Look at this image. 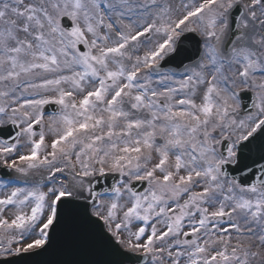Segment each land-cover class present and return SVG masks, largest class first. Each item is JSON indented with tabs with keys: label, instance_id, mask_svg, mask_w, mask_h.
<instances>
[{
	"label": "snow or ice",
	"instance_id": "obj_1",
	"mask_svg": "<svg viewBox=\"0 0 264 264\" xmlns=\"http://www.w3.org/2000/svg\"><path fill=\"white\" fill-rule=\"evenodd\" d=\"M0 130L6 261L80 198L139 264H264V0H0Z\"/></svg>",
	"mask_w": 264,
	"mask_h": 264
},
{
	"label": "water",
	"instance_id": "obj_2",
	"mask_svg": "<svg viewBox=\"0 0 264 264\" xmlns=\"http://www.w3.org/2000/svg\"><path fill=\"white\" fill-rule=\"evenodd\" d=\"M178 48L170 67L187 65L196 58L197 43L191 36L182 38ZM244 103H249L247 97ZM46 111L53 112L54 108L49 106ZM7 135L8 130H0V136ZM245 143L246 147L242 150L244 157L255 159L264 154V138L258 136L251 143ZM244 162L242 160L240 167ZM225 170L230 175H238L234 166H227ZM115 179L111 175L97 177L93 180V187L101 196L105 195V190H110ZM136 187L140 189L141 185L137 184ZM91 211V201L80 198L73 200L72 205L62 212L60 224L50 231V240L43 249L22 253L7 258V261L0 259V264H139L140 257L119 249L114 241L109 242L110 237L103 222L91 216Z\"/></svg>",
	"mask_w": 264,
	"mask_h": 264
},
{
	"label": "rangeland",
	"instance_id": "obj_3",
	"mask_svg": "<svg viewBox=\"0 0 264 264\" xmlns=\"http://www.w3.org/2000/svg\"><path fill=\"white\" fill-rule=\"evenodd\" d=\"M46 119H47V115H46V117H45ZM106 198V197H105ZM105 198H102V199H105ZM0 259H4L3 257H0Z\"/></svg>",
	"mask_w": 264,
	"mask_h": 264
},
{
	"label": "bare ground",
	"instance_id": "obj_4",
	"mask_svg": "<svg viewBox=\"0 0 264 264\" xmlns=\"http://www.w3.org/2000/svg\"><path fill=\"white\" fill-rule=\"evenodd\" d=\"M14 175H17V174H14Z\"/></svg>",
	"mask_w": 264,
	"mask_h": 264
}]
</instances>
